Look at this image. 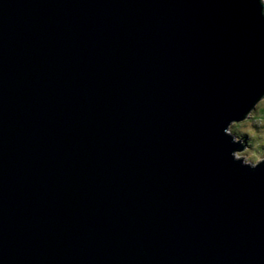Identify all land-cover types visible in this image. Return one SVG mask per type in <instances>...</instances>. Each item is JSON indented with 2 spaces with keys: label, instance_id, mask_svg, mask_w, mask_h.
Returning a JSON list of instances; mask_svg holds the SVG:
<instances>
[{
  "label": "water",
  "instance_id": "95a60500",
  "mask_svg": "<svg viewBox=\"0 0 264 264\" xmlns=\"http://www.w3.org/2000/svg\"><path fill=\"white\" fill-rule=\"evenodd\" d=\"M261 93L255 0H0V264H264Z\"/></svg>",
  "mask_w": 264,
  "mask_h": 264
},
{
  "label": "clouds",
  "instance_id": "9594fccd",
  "mask_svg": "<svg viewBox=\"0 0 264 264\" xmlns=\"http://www.w3.org/2000/svg\"><path fill=\"white\" fill-rule=\"evenodd\" d=\"M259 8V17L264 21V0H255ZM232 145H238L230 153L233 163L254 171L264 166V93L238 120H231L222 130Z\"/></svg>",
  "mask_w": 264,
  "mask_h": 264
}]
</instances>
